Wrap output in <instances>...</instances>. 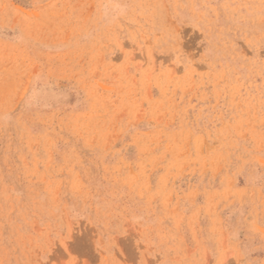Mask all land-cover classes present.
Here are the masks:
<instances>
[{
	"label": "rangeland",
	"instance_id": "374dc122",
	"mask_svg": "<svg viewBox=\"0 0 264 264\" xmlns=\"http://www.w3.org/2000/svg\"><path fill=\"white\" fill-rule=\"evenodd\" d=\"M0 264H264V0H0Z\"/></svg>",
	"mask_w": 264,
	"mask_h": 264
}]
</instances>
